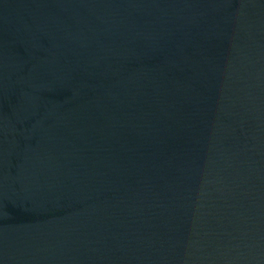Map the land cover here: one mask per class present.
I'll return each instance as SVG.
<instances>
[{"label": "water", "instance_id": "1", "mask_svg": "<svg viewBox=\"0 0 264 264\" xmlns=\"http://www.w3.org/2000/svg\"><path fill=\"white\" fill-rule=\"evenodd\" d=\"M0 264H264V0H0Z\"/></svg>", "mask_w": 264, "mask_h": 264}]
</instances>
